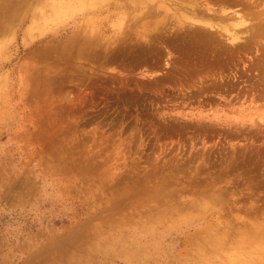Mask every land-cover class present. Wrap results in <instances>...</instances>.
<instances>
[{"label": "rangeland", "instance_id": "rangeland-1", "mask_svg": "<svg viewBox=\"0 0 264 264\" xmlns=\"http://www.w3.org/2000/svg\"><path fill=\"white\" fill-rule=\"evenodd\" d=\"M56 1L0 0V264H264V0Z\"/></svg>", "mask_w": 264, "mask_h": 264}, {"label": "bare ground", "instance_id": "bare-ground-1", "mask_svg": "<svg viewBox=\"0 0 264 264\" xmlns=\"http://www.w3.org/2000/svg\"><path fill=\"white\" fill-rule=\"evenodd\" d=\"M56 1V0H55ZM75 1H77V3L80 5V6H84V5H86L87 4V2H90V1H92V0H71V2H63L62 0H57L56 2H55V4L57 5V12H63L64 10H67L68 8H71V9H73V8H75L76 6H78L77 4H75L76 2ZM73 3V4H72ZM207 23V22H206ZM200 27V26H199ZM211 27V26H210ZM200 33V32H199ZM203 33V32H202ZM213 33V32H212ZM206 34H207V32H206ZM234 34H235V32H234ZM233 34V37H232V35H231V39H230V41H232V39L234 40V39H236V35H234ZM237 34V33H236ZM212 35V34H211ZM209 37H210V39H211V36L209 35L208 37H207V39H209ZM215 38V37H214ZM228 39V38H227ZM214 40H216V39H214ZM208 42V41H207Z\"/></svg>", "mask_w": 264, "mask_h": 264}]
</instances>
